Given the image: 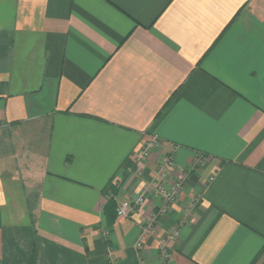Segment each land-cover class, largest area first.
<instances>
[{"label": "crops", "instance_id": "crops-1", "mask_svg": "<svg viewBox=\"0 0 264 264\" xmlns=\"http://www.w3.org/2000/svg\"><path fill=\"white\" fill-rule=\"evenodd\" d=\"M25 126L42 148L0 171V264L264 259V0H0V143Z\"/></svg>", "mask_w": 264, "mask_h": 264}, {"label": "built area", "instance_id": "built-area-1", "mask_svg": "<svg viewBox=\"0 0 264 264\" xmlns=\"http://www.w3.org/2000/svg\"><path fill=\"white\" fill-rule=\"evenodd\" d=\"M159 139L157 137H151L148 139L138 152V157L144 159L149 157L152 151L159 146ZM199 160V157L197 158ZM198 162L193 164V167L196 166ZM173 169H174V158L172 154L164 155L159 164V168L157 170L155 176V190L158 195H160L164 202V208L168 207L169 204H172L179 193L183 188V183L185 181V176L181 175L178 177H173ZM145 200L144 196H140L135 201L136 203H143ZM133 204L131 201L125 200L121 202L117 207V213L120 216H127L129 212L133 209ZM180 235V228L173 227L170 231L169 236L171 239H174ZM142 245V239L137 242V247Z\"/></svg>", "mask_w": 264, "mask_h": 264}, {"label": "rangeland", "instance_id": "rangeland-1", "mask_svg": "<svg viewBox=\"0 0 264 264\" xmlns=\"http://www.w3.org/2000/svg\"><path fill=\"white\" fill-rule=\"evenodd\" d=\"M31 128H16L10 131L9 139H5L4 143H0V171L5 174L15 173L18 167L22 166V161L33 156V152L42 148V142L37 138V134L32 133ZM2 131H0V136ZM7 138V135L6 137ZM41 138V137H40ZM46 134L43 135V139ZM14 152L15 155H10ZM3 157V158H2ZM28 160V159H27ZM18 172V171H17Z\"/></svg>", "mask_w": 264, "mask_h": 264}, {"label": "trees", "instance_id": "trees-1", "mask_svg": "<svg viewBox=\"0 0 264 264\" xmlns=\"http://www.w3.org/2000/svg\"><path fill=\"white\" fill-rule=\"evenodd\" d=\"M17 123V122H16ZM115 206H116V203H115V201H114V199H112V198H110L109 200H108V202L106 203V205H105V212H108V211H110L111 209H113L114 211H115Z\"/></svg>", "mask_w": 264, "mask_h": 264}, {"label": "snow or ice", "instance_id": "snow-or-ice-1", "mask_svg": "<svg viewBox=\"0 0 264 264\" xmlns=\"http://www.w3.org/2000/svg\"><path fill=\"white\" fill-rule=\"evenodd\" d=\"M260 264H264V259H261L260 260Z\"/></svg>", "mask_w": 264, "mask_h": 264}]
</instances>
